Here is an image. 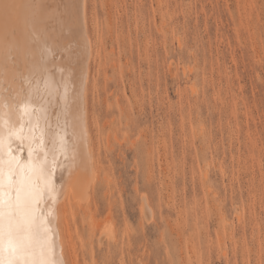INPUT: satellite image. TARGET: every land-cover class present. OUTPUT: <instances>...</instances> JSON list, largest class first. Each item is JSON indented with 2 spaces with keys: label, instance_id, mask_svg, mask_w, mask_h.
<instances>
[{
  "label": "rangeland",
  "instance_id": "1",
  "mask_svg": "<svg viewBox=\"0 0 264 264\" xmlns=\"http://www.w3.org/2000/svg\"><path fill=\"white\" fill-rule=\"evenodd\" d=\"M86 10L101 171L91 200L67 206L66 263L264 264V0ZM95 224L115 241L98 245Z\"/></svg>",
  "mask_w": 264,
  "mask_h": 264
},
{
  "label": "bare ground",
  "instance_id": "2",
  "mask_svg": "<svg viewBox=\"0 0 264 264\" xmlns=\"http://www.w3.org/2000/svg\"><path fill=\"white\" fill-rule=\"evenodd\" d=\"M87 16L86 0H0V213L5 264L9 259L13 264L69 263L67 206L70 201L76 208L74 201L91 200L100 176L88 119L96 45ZM147 196H138V209L149 222L154 206ZM10 216L14 224L34 220L15 253L7 243ZM110 226L97 225L98 245L115 241Z\"/></svg>",
  "mask_w": 264,
  "mask_h": 264
},
{
  "label": "snow or ice",
  "instance_id": "3",
  "mask_svg": "<svg viewBox=\"0 0 264 264\" xmlns=\"http://www.w3.org/2000/svg\"><path fill=\"white\" fill-rule=\"evenodd\" d=\"M8 5H5V8H7ZM3 214L0 213V264H5L3 261L2 255L4 251V224H3ZM14 216L9 217V223H8V247L11 249L13 253H15L16 249L18 246H22L24 243V233L25 230L29 233H31L33 225H34V220H30L25 218L23 223L21 222H16L15 224L13 223L14 221ZM6 264H13V260L9 259Z\"/></svg>",
  "mask_w": 264,
  "mask_h": 264
}]
</instances>
